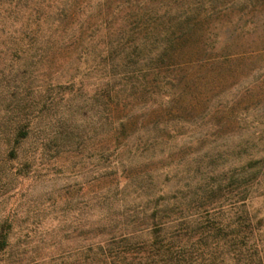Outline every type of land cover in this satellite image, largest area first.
<instances>
[{
  "label": "rangeland",
  "instance_id": "1",
  "mask_svg": "<svg viewBox=\"0 0 264 264\" xmlns=\"http://www.w3.org/2000/svg\"><path fill=\"white\" fill-rule=\"evenodd\" d=\"M119 1L110 2L114 27L107 29L99 28L108 16L107 0H70L74 10L81 8L75 15L72 10V20L84 25V38L99 28L92 38V65L100 63L98 54L106 55L116 29L133 26L148 11L157 12L163 24L158 31L164 33L163 26L177 23L179 17L184 36L166 54V63L172 61L174 68L152 70L134 88L115 90L119 106L114 105L113 128L119 127V119L130 118L123 137L109 128L99 133L95 113L85 107L83 117L75 116L79 123L68 130L71 138L59 158L42 160L38 176L16 193L13 208L21 235L29 233L25 239L47 263L62 252L71 256L65 262L74 260L87 243L85 228L103 220L123 229L122 224L135 221L137 215L143 218L146 211L149 216L160 198L176 217L190 219L188 225L195 231L210 225L208 219L225 226L242 211L264 217V176L249 196L243 187L255 149L264 146L259 141L264 135V0H131L132 15L126 20L125 9L114 12ZM73 25L67 26L68 33L53 34L54 60L40 66L44 70L49 65L57 82L70 77L80 64L78 50L68 46L78 33ZM101 78L99 67L88 75L78 92L83 106L103 89ZM169 80L172 85L167 87ZM154 82L160 84L161 94L168 88L167 97L154 101L140 89L154 87ZM69 99L66 95L57 116L74 109ZM104 152L110 155L106 159ZM148 179L152 184L145 182ZM207 208L212 212L208 217ZM138 226L146 228L144 222ZM95 229L89 241L107 239Z\"/></svg>",
  "mask_w": 264,
  "mask_h": 264
},
{
  "label": "trees",
  "instance_id": "2",
  "mask_svg": "<svg viewBox=\"0 0 264 264\" xmlns=\"http://www.w3.org/2000/svg\"><path fill=\"white\" fill-rule=\"evenodd\" d=\"M111 1L107 0L108 16L99 28L114 27ZM131 3V0L119 1L114 12L122 13L125 9L126 20L132 15ZM75 7L70 0H58L55 5L50 0H0V264H264V241L261 239L264 217L242 211L230 217L225 226L208 219L210 225L195 231L188 225L192 221L176 217L170 204L161 202L163 198L155 201L149 216L145 211L143 218L137 215L135 221L122 224L123 229L103 220L93 228H85L84 241L87 243L73 255L74 260L65 262V257L71 256L63 252L48 263L37 258L38 249L25 239L29 233L21 235L20 221L13 208L16 193L25 181L38 176L42 160L59 158L71 138L68 130L79 123L75 116L83 117L85 107L95 113L99 133L104 135L108 128L113 132L114 105L119 106L114 99L115 90L119 86L134 88L140 79L146 81L152 70L174 68L172 61L169 62L172 64L166 63V54L184 36L179 17L174 25L163 26L167 31L164 33L158 31L163 24L157 12L148 11L138 16L133 26L116 29L113 43L106 47V55L98 54L95 58L100 63L92 65V57L96 56L92 38L99 28L84 38V25L76 21L73 30L78 33L71 37L68 46L78 50L80 64L70 77L57 82L49 65L44 70L40 66L53 62L51 52L56 48L51 41L53 34L65 33L67 26L75 24L72 20ZM80 9H75L74 15ZM103 56L107 60L101 59ZM97 67L104 87L83 106L78 101V92ZM170 84L169 80L165 86ZM140 89L154 101L158 96L167 97L169 92L165 88L161 94L160 84L155 82L154 87L146 89L141 85ZM66 95L70 96L69 103H74V109L65 108L66 112L59 117L56 114ZM129 119L128 116L119 119V127L115 130L118 137L124 136ZM259 141L264 145V135ZM255 152L243 177L244 192L248 196L264 176V146L256 148ZM109 156L104 152L102 157ZM149 181L152 184L151 179L145 182ZM206 213L210 216V208ZM140 222L146 224L144 230L139 229ZM94 228L107 239L89 241L88 236Z\"/></svg>",
  "mask_w": 264,
  "mask_h": 264
}]
</instances>
